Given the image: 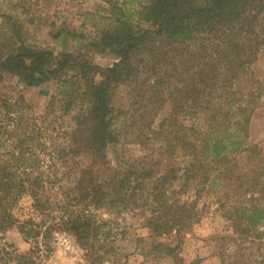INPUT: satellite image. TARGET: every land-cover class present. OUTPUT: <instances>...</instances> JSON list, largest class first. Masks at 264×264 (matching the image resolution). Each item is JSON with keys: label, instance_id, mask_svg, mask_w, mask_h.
<instances>
[{"label": "trees", "instance_id": "obj_1", "mask_svg": "<svg viewBox=\"0 0 264 264\" xmlns=\"http://www.w3.org/2000/svg\"><path fill=\"white\" fill-rule=\"evenodd\" d=\"M111 8V24L85 49L114 56L106 68L78 51L55 55L33 48L23 40L24 22L7 19L0 39V81L4 74L26 88L55 81L57 91L41 116L31 114L21 98L12 102L0 92V233L15 228L33 244L21 253L0 239V264H43L38 240L44 245L53 231L48 219L57 220L80 245L98 242L105 221L90 210L126 207L132 191L141 192L149 209L141 213L147 237L172 239L150 251L184 264L179 254L200 220L195 202L169 203L166 188L177 175L193 176L197 196L217 180L224 194L234 196L247 175L249 188L258 187L264 165L234 172L232 155L246 145L263 92L248 89L238 97L234 87L264 51V0H145L133 20L132 14ZM121 84L134 86L147 112L139 116L140 128L161 144L151 163L116 168L113 178L101 180L108 151L120 140L111 99ZM168 100L174 108L156 130L150 129ZM186 113L200 119L199 128L178 124ZM24 198L30 201V215L20 220L14 209ZM248 202V207L218 209L242 236L264 226V196L251 195ZM53 212L59 214L56 219ZM98 250L102 254L94 253L96 261L111 251L103 245Z\"/></svg>", "mask_w": 264, "mask_h": 264}, {"label": "rangeland", "instance_id": "obj_2", "mask_svg": "<svg viewBox=\"0 0 264 264\" xmlns=\"http://www.w3.org/2000/svg\"><path fill=\"white\" fill-rule=\"evenodd\" d=\"M145 0H0V39L7 33V19L22 20L24 22L23 40L33 48L50 50L55 55L64 52H81L95 66L106 68L115 62L114 56L108 52L97 53L85 49L89 41L97 37L98 31L111 24V7L132 14L139 4ZM60 33L59 38L53 39L52 35ZM185 80V77L182 76ZM256 84H255V83ZM234 91L238 97L250 89L258 94L264 93V51L257 56V60L250 68L241 74L236 82ZM251 84L254 86L251 87ZM259 84V86H258ZM134 86L121 84L113 91L111 106L115 114V128L119 131V143L111 147L107 154L104 167L99 171L101 180L113 178L116 168L132 165L140 168L143 164L154 161L159 153L161 140L152 139L145 126L141 129L139 116L147 113L139 102V97L134 91ZM132 88V89H131ZM181 88V86H179ZM57 91L55 81L48 82L40 87L26 88L20 85L16 78L4 74L0 81V92L4 98L14 102L22 99L34 116L45 113L50 96ZM261 92V93H262ZM260 98L258 107L251 115L249 134L246 145L235 151L234 172L245 174L248 165H264V94ZM138 103V104H137ZM175 103L168 100L157 113L150 129H157V125L167 117ZM184 114L178 120L179 125L199 128L201 121L196 117ZM138 118V120H137ZM140 123V124H139ZM140 125V126H139ZM142 131H140V130ZM142 136L145 139L142 140ZM178 161H182L179 157ZM256 190L250 189L248 181L251 176H246L242 188L234 195H226V189L220 187V180L213 183L211 188H206L199 196L196 195V182L192 175H177V180L166 188L169 203L173 201L196 203L195 211L198 223L191 229V234L184 241L181 256L184 264H189L195 259H200V264H263L264 263V226H259L255 231L242 236L236 234L226 222L219 207L229 205L248 207L251 195L264 196V171L258 174ZM186 177L190 178L187 181ZM67 180V183L71 184ZM231 187V186H230ZM233 187V186H232ZM56 189L53 190V192ZM141 192L132 191V197L126 207L106 209H91L98 220L105 221L102 225L100 240L88 246L80 245L76 240L59 226L58 221L49 219L46 225L53 226L52 233L47 242H40V254L43 264H172L171 260L163 253L151 252L150 248L158 243L172 244L170 237L149 238L142 230V214L149 211L139 197ZM151 199V197H150ZM150 199L147 200L150 203ZM134 201V202H133ZM30 201L24 198L14 209V214L20 220L30 215ZM221 205V206H220ZM144 206V207H143ZM142 213V214H141ZM51 217L56 219L59 214L53 212ZM65 234L71 240V247L66 246ZM1 242L27 253L33 246L25 241L17 229L12 228L0 233ZM103 245L111 249L103 261H96L94 253L102 254L98 246ZM98 250V251H97ZM222 258V260H221Z\"/></svg>", "mask_w": 264, "mask_h": 264}, {"label": "built area", "instance_id": "obj_3", "mask_svg": "<svg viewBox=\"0 0 264 264\" xmlns=\"http://www.w3.org/2000/svg\"><path fill=\"white\" fill-rule=\"evenodd\" d=\"M60 235L62 237H65L64 238V241H65L66 246L71 247V240L69 239V237L67 235H65L64 233L63 234H60Z\"/></svg>", "mask_w": 264, "mask_h": 264}]
</instances>
